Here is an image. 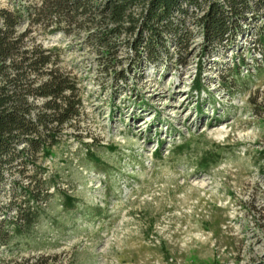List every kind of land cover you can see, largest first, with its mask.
<instances>
[{
  "label": "rangeland",
  "instance_id": "374dc122",
  "mask_svg": "<svg viewBox=\"0 0 264 264\" xmlns=\"http://www.w3.org/2000/svg\"><path fill=\"white\" fill-rule=\"evenodd\" d=\"M42 1L0 0V8ZM194 19L181 62L170 45L162 64L133 68L132 37L115 40L106 56L90 37L96 29L52 33L25 18L18 33L59 50L83 109L41 163L53 195L41 221L0 249L2 263L264 264V58L255 20L248 14L230 47L204 54Z\"/></svg>",
  "mask_w": 264,
  "mask_h": 264
},
{
  "label": "trees",
  "instance_id": "16d2710c",
  "mask_svg": "<svg viewBox=\"0 0 264 264\" xmlns=\"http://www.w3.org/2000/svg\"><path fill=\"white\" fill-rule=\"evenodd\" d=\"M248 14L255 20L254 47L264 58V0H43L23 11L0 8V198L8 197L0 201V249L30 237L41 221L53 197L41 163L52 157L83 109L77 80L61 68L59 50L29 44L28 31L18 33L25 18L52 33L96 29L90 37L106 56L116 51L115 40L132 37L137 68L168 60L170 45L181 62L191 37L190 17L202 29L203 53L210 54L244 33ZM228 75L223 78L232 83Z\"/></svg>",
  "mask_w": 264,
  "mask_h": 264
}]
</instances>
